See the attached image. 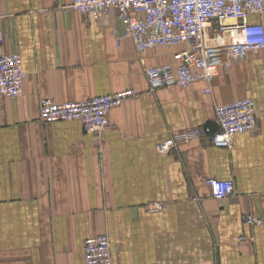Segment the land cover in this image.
I'll return each mask as SVG.
<instances>
[{"label": "crops", "instance_id": "obj_1", "mask_svg": "<svg viewBox=\"0 0 264 264\" xmlns=\"http://www.w3.org/2000/svg\"><path fill=\"white\" fill-rule=\"evenodd\" d=\"M72 1L0 0L2 50L19 53L26 74L18 97L0 96V264H84L83 242L99 235L113 264H264V230L243 223L264 220V49L211 84L148 92L146 71L174 66L185 46L138 53L122 38L117 47L124 26L114 13L87 18ZM248 23L264 32V13ZM126 90L137 97L110 110L97 136L78 122L38 120L42 100ZM247 98L257 103L256 130L229 149L202 136L156 151ZM208 179L232 180L233 195L213 200Z\"/></svg>", "mask_w": 264, "mask_h": 264}, {"label": "built area", "instance_id": "obj_2", "mask_svg": "<svg viewBox=\"0 0 264 264\" xmlns=\"http://www.w3.org/2000/svg\"><path fill=\"white\" fill-rule=\"evenodd\" d=\"M69 8L87 18L98 20L111 12L124 26L122 38L129 39L138 53L155 47L184 45L185 50L174 55V66H162L146 71L148 92L164 88H186L198 82L211 84L220 71L244 60L248 53L264 49L261 25L249 24L248 17L264 13V0H73ZM226 20L238 22L235 27L223 25ZM4 34L0 30V96L20 95L25 72L19 53L5 54ZM210 89L204 90L209 94ZM137 97L133 90L109 96H97L78 102L55 103L42 100L38 120L42 125L57 122H78L82 129L97 136L108 126V114L124 101ZM257 103L247 98L218 106L215 110L217 130L207 126L171 134L158 142L155 149L166 153L178 144L209 138L215 148L229 149L235 136L250 134L257 127ZM210 196L223 202L233 195L232 180L208 179ZM156 210V209H155ZM243 223L264 230V220L246 215ZM245 237L238 238V242ZM84 264H113L110 240L106 235L83 242Z\"/></svg>", "mask_w": 264, "mask_h": 264}, {"label": "water", "instance_id": "obj_3", "mask_svg": "<svg viewBox=\"0 0 264 264\" xmlns=\"http://www.w3.org/2000/svg\"><path fill=\"white\" fill-rule=\"evenodd\" d=\"M207 127L209 128L211 133L217 130V125L215 123L209 124Z\"/></svg>", "mask_w": 264, "mask_h": 264}]
</instances>
